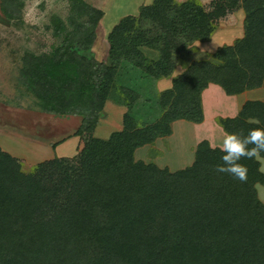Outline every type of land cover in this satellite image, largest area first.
<instances>
[{
	"label": "trees",
	"instance_id": "1",
	"mask_svg": "<svg viewBox=\"0 0 264 264\" xmlns=\"http://www.w3.org/2000/svg\"><path fill=\"white\" fill-rule=\"evenodd\" d=\"M70 1L72 16L87 21L69 31L55 16L63 44L51 54H27L21 77L42 112L84 118L76 133L84 147L30 173L0 147V264H264V203L255 188L264 185V174L256 159L241 161L248 169L241 183L215 172L223 153L208 141L198 145L191 166L176 172L135 157L171 136L174 122L202 123V94L210 84L229 96L264 87V0H216L211 11L193 0H155L139 19L127 17L110 33V65L91 54L103 13L84 0ZM12 4L19 8L21 0H2L10 20L17 18ZM239 9L244 37L219 48L215 63L192 64L161 93L162 118L139 127V95L118 82L120 60L168 78L174 54L186 43L208 41L216 22ZM140 19L154 24L156 37L137 33ZM143 47L159 50L158 61L147 60ZM108 102L126 108L123 128L98 138L93 132ZM218 124L243 135L264 128V101H247L237 117Z\"/></svg>",
	"mask_w": 264,
	"mask_h": 264
},
{
	"label": "rangeland",
	"instance_id": "2",
	"mask_svg": "<svg viewBox=\"0 0 264 264\" xmlns=\"http://www.w3.org/2000/svg\"><path fill=\"white\" fill-rule=\"evenodd\" d=\"M84 1L90 7L103 13V17L95 30L96 38L91 48V54L97 61L106 62L110 65V45L108 42L110 33L127 17L131 16L139 19L141 8L152 5L155 0ZM187 1L190 0H175L178 4ZM193 1L202 5L206 11H211L214 8V2L216 0ZM12 7L15 9L17 18L10 20L5 16L2 10V0H0V56L5 60L3 61V59L0 58V74H2L0 78L4 76V73H2L1 70L6 64L8 69L5 73L4 82L6 83V87H10L6 94L5 91L3 94H0V130H11L9 134L0 132V140L4 139L3 142L7 145H10V143L11 145L13 144V147L16 148L13 152L21 155L18 158H14L21 162L25 173H30L32 172L33 167L44 162V160H36L37 162L34 160L29 162V160H27L30 159L28 156L36 155L38 148L41 146L44 147V145H49V143L54 145L55 143H52V141L55 142L57 139L69 138V136L71 137L73 134L76 136L84 118L75 116L78 117V119H66V117L60 115L42 112L38 100L28 89L26 83L21 77L24 58L27 54H34L37 56L51 54L52 52H55L58 47H61L64 37L57 38L55 35L52 25V20L55 16H58L65 21L67 30L69 31H74L78 28V25L87 21V18L72 16L70 0H21V6L19 8L14 6V4H12ZM234 13H228L225 18L219 19L216 22V31L208 41H195L191 44L186 43L187 49L185 51H182V53L180 52V54H174L173 57L176 66L174 72L168 78L159 80L149 75H145V73L138 69L135 63L131 62L129 59L123 58L120 60L117 69L118 82L127 88L134 90L139 95L135 105V120L139 127L152 125L162 118L165 109L160 106V95L162 92L172 88L173 81L176 78L182 76L195 62L212 61L215 63L216 60L214 55L217 53L218 49L224 46L233 45L239 39H237V37L242 36L241 31L239 32L238 29L223 27L237 23V21H230L231 19H227L229 15ZM239 15L241 16V14ZM70 18L72 22L70 21ZM138 22L139 23L136 25L137 33H140L142 30V32L144 31L147 33L146 35L150 39L156 37L157 28L154 24L148 20L141 19ZM185 42V40H182V43ZM141 51L149 61H158L160 57L159 50L152 47H143L141 48ZM255 97L256 96L252 92L246 93V98L250 100L255 99ZM261 98H264V96H261ZM243 99L244 98H238V101H235V103L238 104ZM208 100L210 104H207H209V108H211V111H209L211 114H214V117L210 118V127H205L203 129L189 128V130L186 131L180 129L177 131L174 142L175 152L170 155V161L174 163V166H172L174 169H182L187 166L186 163L189 162V166L195 160V153L193 151L190 152L191 150L189 151V146L185 148V142L188 137L191 138L189 143H192V141L202 139L205 137L204 135L217 134L215 129H217V126L219 128L218 119L220 117H218L217 120L214 119L217 116H225L226 110L229 109L231 105L227 100H224V98H220L215 94L210 96V99L208 98ZM109 104L113 103L109 102ZM120 108L124 113L127 111L124 107L120 106ZM115 112L116 111L109 109L108 113H111L113 116L111 117L108 115L107 117L106 115L105 117L102 116L100 118V121L93 132L95 137L107 139L120 127V125H122L121 120H123V114H116ZM221 132L225 134V131L222 129ZM15 134L21 135V138L14 139L12 136ZM166 137L158 139H164ZM157 140L153 146L150 145L152 147H147L145 149L146 151H144L139 158L148 161L149 159H156L157 156L161 155L159 150H157ZM82 142L83 144L81 148H78V153L80 149L84 147V140ZM168 142L164 146L159 143L160 147L169 148ZM24 155L26 156L22 157ZM183 158H186L187 160ZM257 161L260 163V172L264 174V157H260ZM255 188L258 199L264 203V185L257 184Z\"/></svg>",
	"mask_w": 264,
	"mask_h": 264
},
{
	"label": "crops",
	"instance_id": "3",
	"mask_svg": "<svg viewBox=\"0 0 264 264\" xmlns=\"http://www.w3.org/2000/svg\"><path fill=\"white\" fill-rule=\"evenodd\" d=\"M234 13V12H233ZM241 14V16L239 15ZM227 19H231L230 21H237L236 24H232L230 26H223V27H230V29H238V31L242 33V36L241 37H237V39H241L244 37V21H245V12L244 10L242 9H239L237 10V12H235L234 14L232 15H229V17ZM241 28V30H240ZM0 58L3 59V57L0 56ZM3 61H5L3 59ZM5 63V62H4ZM7 69L8 67L5 66L2 68V73H4L3 77L0 78V94L4 93L5 91V94L7 93L8 89L10 88L9 86L6 87L5 86V73L7 72ZM2 74H0L1 76ZM247 92H252L254 93V95L256 96L255 99H248L246 98V93ZM217 95L219 96L220 98H224V100H227L228 103L230 105V108L226 110L225 112V116L222 115L221 116H217L215 117L214 120H217L218 117L220 118H235L238 116V114L240 113V111L242 110L244 104L247 102V101H264V98H261V96H264V87L263 88H259V89H255V90H251V91H246L242 94H239V95H234V96H229L225 93V91L218 85H215V84H210L209 87L203 92L202 94V101H203V110H204V121L200 124H196V123H191V122H188V121H185V120H179V121H176L173 123V126H172V134L171 136H168L164 139H158L157 140V150H159V152L161 153V155L157 156L156 159H149L148 161H146L145 159L143 158H139V156L144 153V151H146L145 149L147 147H152L150 145H147L143 148H140L136 151V154H135V157L137 159V161H144L146 163H150V162H154L158 167H160L161 169L163 168H168L171 172H176V171H179V170H182V169H185L187 168L188 163H186V167H183L182 169H174L172 166H174V163L170 161V155H172V153L175 152V145H174V142H175V138H176V135H177V131L178 130H182V131H186V130H189V128H205V127H210V124L211 123V119L212 117H214V114H211V108H209V100L208 98L210 99V96L212 95ZM238 98H244L240 103H235V101H238ZM209 103V104H207ZM208 105V106H207ZM113 110V111H116L115 113H119V114H123L124 115V111L121 110L120 106H117V105H114V104H109V102L106 104L105 106V109H104V112L102 114L103 117H105L107 115H110L111 117L113 115H111V113H108V110ZM210 110V111H209ZM229 111V112H228ZM63 117H66V119H69V118H75V119H78V117H75V116H63ZM123 118V117H122ZM122 122V120H121ZM216 122V121H215ZM217 124V123H216ZM215 124V125H216ZM119 125H120V122H119ZM123 126L120 125V127L116 130V131H120L122 130ZM1 129V128H0ZM221 129L223 130V128L219 125V128L217 126V129H215V132L217 131V134L215 135H204L205 137H203L202 139H198L197 141H192V143H189L191 141V138L188 137L187 141L185 142V148L189 146V151L190 152H196V149L198 147V145L202 142V141H208L209 144L211 145V147H219V145L221 144L222 142V139H223V132H221ZM1 133H8L11 132V130L9 129H2L0 130ZM204 134V133H203ZM21 135H14L12 136L14 139L16 138H21L20 137ZM208 139H207V138ZM4 140V139H3ZM3 140H0V147L1 149H3V151L9 153L11 156L13 157H16L18 158L19 156H21L19 153H15L13 152V150H16L15 147H13V144L11 145H7V144H4ZM166 141V142H165ZM169 141V142H168ZM169 143L168 144V147L169 148H165V147H160V144L162 146L166 145V143ZM52 143H55L54 145H51V143H49V145H44V147L41 146L40 144V148H38V151L36 152V155L34 156H28V158L30 159H27L30 161H36V160H44V161H47V160H50V159H54V158H63V157H68V158H71V157H74L75 155L78 154V148L80 147V138L75 136L74 134L69 138H65V139H57L55 142L52 141ZM213 143V144H211ZM47 147V148H46ZM46 148V149H45ZM149 151V150H147ZM17 155H15V154ZM14 154V155H13ZM26 155L22 156V157H25ZM183 159H186V158H183ZM182 159V160H183ZM187 160V159H186ZM37 162V161H36ZM42 162V161H41ZM194 163V161L189 165L191 166L192 164ZM188 166V167H189ZM177 168V167H176Z\"/></svg>",
	"mask_w": 264,
	"mask_h": 264
},
{
	"label": "clouds",
	"instance_id": "4",
	"mask_svg": "<svg viewBox=\"0 0 264 264\" xmlns=\"http://www.w3.org/2000/svg\"><path fill=\"white\" fill-rule=\"evenodd\" d=\"M219 148L223 155L221 163L215 167V172L227 174L234 180L245 183L248 179V169L241 161L258 160L264 154V128L250 129L247 135L225 133Z\"/></svg>",
	"mask_w": 264,
	"mask_h": 264
}]
</instances>
